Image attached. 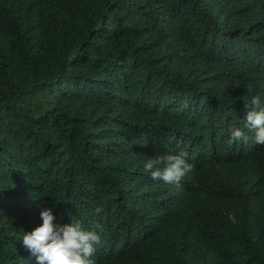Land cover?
<instances>
[{
    "label": "trees",
    "instance_id": "16d2710c",
    "mask_svg": "<svg viewBox=\"0 0 264 264\" xmlns=\"http://www.w3.org/2000/svg\"><path fill=\"white\" fill-rule=\"evenodd\" d=\"M255 95L264 0H0V264H37L42 208L96 264H264ZM180 153L178 184L145 172Z\"/></svg>",
    "mask_w": 264,
    "mask_h": 264
},
{
    "label": "clouds",
    "instance_id": "9594fccd",
    "mask_svg": "<svg viewBox=\"0 0 264 264\" xmlns=\"http://www.w3.org/2000/svg\"><path fill=\"white\" fill-rule=\"evenodd\" d=\"M244 107L245 127L255 131L257 144L264 145V101L260 95H255ZM247 139L244 132L236 128L231 131L228 142H247ZM143 167L145 172H150L153 180L176 184L193 169L184 153L160 154L148 159ZM39 215L42 224L20 237L22 246L35 257L37 264H96L93 257L96 246L101 243L96 231L85 230L79 220L55 223V216L49 208H42ZM100 227L96 225L97 229Z\"/></svg>",
    "mask_w": 264,
    "mask_h": 264
}]
</instances>
